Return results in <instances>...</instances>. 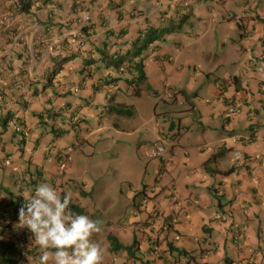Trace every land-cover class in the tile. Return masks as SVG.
<instances>
[{
	"label": "crops",
	"instance_id": "obj_1",
	"mask_svg": "<svg viewBox=\"0 0 264 264\" xmlns=\"http://www.w3.org/2000/svg\"><path fill=\"white\" fill-rule=\"evenodd\" d=\"M37 2L40 6L30 11V17L6 20L18 24L22 44L11 43L3 53L11 58L15 71L24 69L34 75L44 67L43 58H34L35 42L45 39L43 23L50 25L51 38L45 41L49 46L65 37L70 43L77 38L85 41L79 57L66 64L58 79L61 95L55 96L54 107L70 125L77 116L80 128L72 130L77 134L70 144L48 138L35 149L26 144L22 156L16 152L5 157L0 161L5 175L11 170L20 172L29 156L33 164L24 169L29 174L21 182L18 175L2 178L0 168V181H15V192L20 188L28 199L45 183L61 198L70 196L84 215L99 222L101 230L91 240L106 250L103 264H264V0ZM8 6L14 8L15 3L0 0V19ZM86 12L88 23L82 22ZM189 23L200 30H188ZM155 29L165 33L132 57L137 36ZM212 32L219 35V44L210 38ZM177 35H183L190 46L176 42ZM106 49L107 69L97 68L103 66L99 55ZM119 56H125L123 69L128 60L141 62L145 79L140 85L127 82L135 76L133 70L123 75L115 69L113 60ZM82 57L95 62L82 64ZM182 57L185 63L177 70ZM188 61L192 73L185 77L182 72ZM105 78L107 85H103ZM134 87L139 89L137 96L143 87L157 96L151 117L158 126L154 135L165 152L150 162L151 171L146 166L140 179H134L127 167L126 176L112 179L107 189V158H98L107 147L97 148L107 146L103 143L110 131L107 121L126 135L135 129L129 123L131 116L110 109L126 104L124 96L132 94ZM169 89H175V100L161 102ZM231 102L239 111L225 117ZM175 105L182 111L176 130H171L172 121L159 122L158 110ZM95 123L94 129L87 126ZM48 143L53 144V152L64 150L69 155L62 170L54 159L45 165L41 161ZM134 147L132 143L116 145V157L125 153L122 162L127 163ZM235 150L246 158L241 168L233 165ZM214 154L206 167L204 162ZM112 160L110 168L122 166L113 165ZM41 166L36 178L32 173ZM57 177L58 182L53 179ZM108 236L124 246L134 241L132 251L111 250ZM26 243L22 263L38 264L40 249L31 234Z\"/></svg>",
	"mask_w": 264,
	"mask_h": 264
},
{
	"label": "trees",
	"instance_id": "obj_2",
	"mask_svg": "<svg viewBox=\"0 0 264 264\" xmlns=\"http://www.w3.org/2000/svg\"><path fill=\"white\" fill-rule=\"evenodd\" d=\"M41 1L45 4L52 0ZM32 2L31 0H18L14 8L8 6L3 9H13V19L20 15L30 17ZM48 27L50 25L42 24L45 39H39L34 46L36 50L34 58L37 61L41 58L44 59L43 71L40 74L29 75L28 71L24 69L15 71L11 58L3 53L4 47L11 43L16 46L22 44L21 36H18V24H8L6 19H0V144H2L0 146V161H4L5 157H13L16 152L19 154L26 140L30 141V145H33L35 149L43 145L44 139L45 143L48 138H50L49 141H55L56 138L59 140L60 137L63 138L65 132L72 129L70 124L65 122L67 121L65 120L66 116L60 114L58 110H54L56 97L61 95L58 79L64 75L63 69H65L66 64L74 62L79 57V50L85 41H78L80 38H77L76 42H71V44L70 39L65 37L49 46L50 42H45L51 38ZM163 33H165L164 30L155 29L149 32L147 30L142 35H138L134 43L136 50L132 53V57H138L150 44L159 40ZM106 45L104 43L103 47L106 48ZM99 59H101L103 66H97V68L107 69V49L105 54L100 53ZM124 59L125 56H119L113 60L116 67L114 68L123 72V75H129L127 69L133 70L136 73V82L141 83L145 78L141 62L130 64V60H128L127 69H123ZM94 62L91 57L81 58L82 64L90 65ZM102 81L103 85H107L109 82L106 78ZM135 94H139L138 89H136ZM111 110L118 115L132 116V109L124 106H111ZM47 145L53 147V144L48 143ZM215 156L216 154L210 156L204 165L207 167ZM0 168L2 178L7 175L19 176V172L16 170H11L5 175V166L2 167L1 163ZM229 171H224V173ZM14 182L7 183L5 181L2 183L0 181V194H5L4 197L0 195V218L5 220L4 223L0 224V264H17L20 260L23 261L21 248L12 240L14 231L11 228V223L19 220V210L27 200L21 195L20 188L15 192ZM70 208L72 211L84 215L82 208L73 204L70 205ZM25 231L26 234L30 233L27 228ZM108 238L111 250L124 248L129 251L132 247V245L123 247L113 237L108 236ZM25 250L27 252V249Z\"/></svg>",
	"mask_w": 264,
	"mask_h": 264
},
{
	"label": "clouds",
	"instance_id": "obj_3",
	"mask_svg": "<svg viewBox=\"0 0 264 264\" xmlns=\"http://www.w3.org/2000/svg\"><path fill=\"white\" fill-rule=\"evenodd\" d=\"M8 1L10 4L18 3V0ZM38 6H40V4L37 2V0H34L31 4V10L37 9ZM12 15L13 9H9L2 13L1 18L12 21L14 20ZM89 19L90 14L88 12L83 14L82 22L88 23ZM130 78V83L140 85V82H136V73L135 76ZM136 89L138 88H133V94H135ZM123 106L131 109L128 104H123ZM238 111L239 107L234 104V102H231L226 106L225 117H229ZM79 123H81V121L77 116H75L73 122L70 125L72 128L71 130L80 128ZM27 137L29 136L27 135ZM28 143H30V141L26 140L25 144L22 146L19 156L23 155L24 147ZM28 146L30 145L28 144ZM52 148L53 147L49 145L46 150V154L53 150ZM164 152L165 148L162 143L158 141L152 142L151 148L145 152V156L147 158L145 160L161 158ZM237 155L239 156V159L236 158ZM29 158L24 160L23 166L20 167L19 177H21V179L19 178V181L23 180L24 176L29 174V170H24L26 168H30L31 163L33 164ZM53 159L58 164V167H60L62 170L67 160H69V155L64 150H57L54 151L53 158H47L48 164H50V161H53ZM232 159L233 165L236 168H241L246 163V158L239 150H235L233 152ZM37 169L39 171L34 170L32 173V175H35L36 178L37 176H40L43 167L41 166ZM53 179L58 182L57 179L59 178L57 177ZM0 195L1 197H4L5 194L1 193ZM21 195L23 196V194ZM24 199L27 201L19 210V220L12 222L15 223V225L14 227L11 226L12 230L14 231L12 240L21 248L22 256L26 252L25 249H27L26 242L28 235L31 234L37 247L40 249L38 264H50V262L51 264H103L106 250L91 240L92 235L101 230L99 222L90 219L87 215L78 214L77 212L72 211L70 205L73 203L70 196L66 195L61 198L53 187L45 183L39 185L35 189V195L31 199L25 197ZM25 228H27L30 233L26 234ZM113 238L115 239V237ZM131 245L132 247L129 249V251H132L134 247V241L128 246ZM122 246L128 247L124 245ZM17 264L23 263L20 260Z\"/></svg>",
	"mask_w": 264,
	"mask_h": 264
},
{
	"label": "rangeland",
	"instance_id": "obj_4",
	"mask_svg": "<svg viewBox=\"0 0 264 264\" xmlns=\"http://www.w3.org/2000/svg\"><path fill=\"white\" fill-rule=\"evenodd\" d=\"M211 1L212 0H207V3ZM192 27L197 28L198 31L200 30V26H196L193 23H189L187 25V29L190 31ZM180 29L182 30L183 27ZM193 36L195 37L194 34ZM221 36H223V34ZM184 38L185 37L183 35H177L174 37V40L178 43H182L183 45H187L189 47L191 42H189L188 40H184ZM210 38H212V40H215V42L218 44L221 41L219 38V35H216L214 32L211 33ZM27 46L29 49L31 48V43L29 41L27 43ZM184 63H185V59L182 57L180 60L177 61L176 69L177 70L181 69ZM188 64H190V66H188ZM191 73H192L191 63L190 61H188L187 66H185V68L183 69L182 74L185 77H187ZM179 83L183 86H186V82L183 80H180ZM163 88H159L160 92L163 90ZM164 95H165V98L161 99L160 100L161 102H171V100H175V94L170 89L168 93ZM163 96L161 98H163ZM156 98L157 96L153 95L152 92L145 87L142 88V94L140 96H137L133 93L127 94L124 96L125 103L128 104L132 109V116L129 120V123L135 128L130 133V135H126L125 133L121 131H116L117 129L114 128L113 125L107 121L106 125L107 127L109 126L110 131L107 132V139L103 141L104 144L107 143V146H102V147L97 148V151H100L104 147H107V150H105L104 152L100 154L98 153V158H102V157L107 158V189H109V185L112 179L116 177L119 178V177L126 176L125 171L127 170L126 169L127 167L131 168L130 173L134 172V177H135L134 179L136 180L140 179L142 175L144 176L143 173L146 170L147 165H148V172L151 171L150 162H152L153 159L145 160L147 159L145 156V152L151 148L152 142L158 141L156 136L154 135L155 131L158 129V126L155 125V122L153 121V118L151 117L152 115L153 116L155 115L153 114V107L155 106ZM158 111L162 114L160 116V119H158L159 122L163 120L166 123L167 121L172 120L173 126L171 127V130H176L177 119L181 117L182 107L175 105V106H171L170 108H168L167 106H165L163 109H159ZM165 111H171L172 113L169 115H163ZM92 122L93 120L90 119L89 123L91 124ZM161 125L162 124L159 125V128L161 127ZM87 126L94 129L96 126V123L91 126L90 125H87ZM76 134L77 132H73L72 130H69L64 133V136L62 139L59 138V141L60 143L70 144L72 140L73 141L76 140L74 139L76 137ZM178 141L181 142L179 136H178ZM89 142H92V140H89ZM128 143H132L135 147L133 148L131 152L130 158L132 159H130L127 163H123L122 162L123 157H127V156L125 153H119L118 156L116 157V145H123V144H128ZM100 144L102 145L101 141H100ZM1 145L2 144H0V146ZM48 157H51V158L54 157L53 150L49 151L48 154L45 153V155L41 157V161H43V164H48L47 162ZM111 160H112L113 165L121 164L122 166L121 167L115 166V168H110L109 162ZM51 162L52 161H50V163ZM121 184L123 187H125L124 183H121ZM124 191H126V189ZM111 196H112V193H110L107 199L110 200Z\"/></svg>",
	"mask_w": 264,
	"mask_h": 264
},
{
	"label": "built area",
	"instance_id": "obj_5",
	"mask_svg": "<svg viewBox=\"0 0 264 264\" xmlns=\"http://www.w3.org/2000/svg\"><path fill=\"white\" fill-rule=\"evenodd\" d=\"M86 19H87V17H86ZM238 157H239V156L237 155L236 158L239 159Z\"/></svg>",
	"mask_w": 264,
	"mask_h": 264
}]
</instances>
